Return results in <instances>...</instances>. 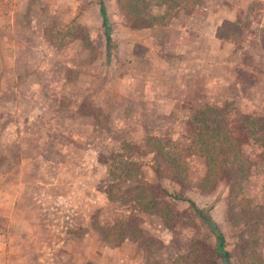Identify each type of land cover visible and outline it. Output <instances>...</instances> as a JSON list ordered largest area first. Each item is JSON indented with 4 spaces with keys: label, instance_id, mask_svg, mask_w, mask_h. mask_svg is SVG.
<instances>
[{
    "label": "rangeland",
    "instance_id": "rangeland-1",
    "mask_svg": "<svg viewBox=\"0 0 264 264\" xmlns=\"http://www.w3.org/2000/svg\"><path fill=\"white\" fill-rule=\"evenodd\" d=\"M100 1L106 7L107 24L115 30L113 37L120 38L117 24L123 17L130 27L154 20L145 11L152 3L176 4L199 16L204 14L201 5H216L218 0ZM87 2L0 0L1 7L15 10L12 18L16 23L12 52L11 47H5L8 49L2 51L6 56L0 68V264H143V244L150 252L149 258L169 264L185 253L191 238L214 244L213 236L186 202L166 198L169 208H165L164 217L148 216L134 202H119L117 181L104 167L106 162L110 164L106 159L115 152L119 154L122 143L139 149L148 131L160 134L161 130L163 136L153 138H165L185 149L194 133L189 114L202 107L184 105L181 116L187 120L175 122L181 116H162L153 108H138L125 101L122 88L126 82L138 81L136 72L140 67L150 74L147 68L153 66V74H159L163 64L126 65V60L119 57L113 59L111 69L106 68L104 50L111 53L120 49L114 44L105 48L101 41L104 27H83L75 20ZM240 2L242 11L237 20L223 22L216 34L235 49H248L253 54L241 53L237 59V66L244 64L240 67L248 71L249 66L258 67L261 59L256 55L259 46L250 24L263 13L264 0H237L238 5ZM85 21L92 23V16H86ZM89 36L98 40L92 39L93 44ZM225 60L236 66L233 56ZM236 78L242 102L233 99L238 95L235 87L230 90L232 97L219 107L212 106L221 109L220 118L226 126L234 127L232 137L248 164L235 200L228 198L223 180L208 190L200 189L206 171L200 156L185 159L186 179L174 181L180 185L177 192L150 178V172L155 174L150 168V155L133 158L141 163L140 175L146 184L160 187L171 197L193 198L196 208L216 225L228 251L240 242L239 232L244 225L227 221L226 214L251 215L256 220L254 253L264 264V152L240 131L246 118L264 127V85H258L255 76L242 70L236 72ZM21 82H27L26 88ZM257 98L263 101L261 107L252 102ZM108 189H113L112 200L106 194ZM118 225L128 229L129 236L140 239L134 242L113 232L104 240L103 235ZM229 263L241 264L234 257Z\"/></svg>",
    "mask_w": 264,
    "mask_h": 264
},
{
    "label": "crops",
    "instance_id": "crops-1",
    "mask_svg": "<svg viewBox=\"0 0 264 264\" xmlns=\"http://www.w3.org/2000/svg\"><path fill=\"white\" fill-rule=\"evenodd\" d=\"M233 1H236L235 4H230ZM111 2L113 3V0H109V3ZM102 5L105 10L104 3ZM98 8V0H88L79 9L81 13L78 14L75 20H78L83 27L101 26ZM143 9L144 7L141 10ZM186 10V7H178L176 4H169L165 1L152 3L145 10L154 19L151 23L147 21L143 25L130 27L122 16L124 20L122 19L117 24L121 32L120 38L117 35V37H113L112 32L115 33V30L107 24L108 42L106 43L104 35L101 41H103L105 48L114 44L120 49V52L107 53L104 50V57L107 59L106 68L111 69L112 63L119 57L126 60V65L136 63L137 66H144L145 64L149 67L150 64L148 62H152L155 65L157 61L158 64H163L159 74H153L154 67L150 66V68H147L150 70V74L146 72V68L138 67L139 72H136L138 81L131 75L136 80L134 82L136 88L134 89L133 82L132 84L126 82L122 88L125 101H128L131 106L143 109L153 108L156 113L162 116L174 113V115L180 117L184 115V111L181 109L184 105L186 107H203L205 105L219 107L223 101L232 97L230 90L235 87H237L236 93L238 95L236 94L233 99L242 102V89L236 83V72L239 70L248 73L250 76H255L257 79L254 78L255 82L258 85H264L263 51L259 41L260 31L264 29V10L260 18L251 21L250 24V31L259 46L257 47L258 53L256 52V55H260L261 59L256 68L248 65V71L247 67H240L244 66V64L237 66V59L241 53L249 56H253V54L248 49L244 52L235 49L229 41L222 39L216 34L217 29L223 22L228 21L231 23L237 20L239 13L242 11L241 2L239 5L237 0H221L220 4L218 0L216 5L210 2L204 3L200 7V11H204V14L199 16H194L190 11ZM244 10H247V7H244ZM14 11L13 8L0 6V68H2L3 64L1 60L6 56V54H2V51L8 49L5 47H11L9 52H12L13 29L16 26L15 20L12 18ZM88 15L92 16V23L85 21ZM160 20H163V23H159ZM24 36L25 40L27 38L25 32ZM92 39L98 40L97 37L91 38L89 36V41L93 44L95 41ZM7 43L10 46H3ZM24 49H26V46ZM137 50L138 52L136 53ZM11 55L9 53L8 57ZM230 55L234 57L236 66L226 62V57ZM25 65L23 68L27 69ZM13 70L15 71V69ZM124 74L125 72L122 75V80L126 77ZM259 79L260 82H258ZM21 83H25L24 86L26 88L27 82ZM29 90H32V87ZM252 102H258L259 107L263 104V101L259 98ZM179 120L185 121L187 118L186 116H181L180 119L176 117L174 121ZM160 134L162 135L161 130ZM160 134H153L148 131L146 135L144 134V137L153 138L158 137ZM152 176L156 178V183L163 187L171 188L174 192L180 189V185L174 181L160 179L150 172V178ZM202 195L203 193L198 194L200 196L199 200L203 199ZM192 199L188 198L186 200L193 203L194 199Z\"/></svg>",
    "mask_w": 264,
    "mask_h": 264
},
{
    "label": "trees",
    "instance_id": "trees-1",
    "mask_svg": "<svg viewBox=\"0 0 264 264\" xmlns=\"http://www.w3.org/2000/svg\"><path fill=\"white\" fill-rule=\"evenodd\" d=\"M98 6L101 26L105 28L103 35L107 43L109 39L107 20L100 0H98ZM259 41L263 51L264 67V29L260 31ZM220 112V108L206 105L193 110L189 114L188 121L194 133L185 149H179L165 138L147 137L143 140L139 149L133 148L127 143H122L119 154L115 152L112 156H109L110 158L106 161L110 164L105 161V166L103 165L110 178L117 181L116 188H114L119 192V202H134L142 213L159 217H164L167 214L165 208H169V203L166 198L186 202L191 211L203 222L213 236V245L197 238H191L185 253L174 258L169 264H230L229 260L233 257L241 264H262V260L254 253L256 239L253 235V229L256 220L251 215L238 217L237 214L234 215L233 213L234 216H232L231 211V213L226 214L227 221L235 225H244L239 232L240 242L234 245L232 251H228L224 247V238L218 232L210 217L196 208L191 201L178 199L175 196L171 197L160 187L156 186L154 188L146 184L140 175L141 163L133 158V156L139 158L143 155H150L152 163L150 168L158 178L182 182L186 179L187 173L185 159L192 155L200 156L205 160L206 167L205 174L201 178L200 189L202 191L208 190L213 183L223 180L229 191L228 198L232 201L235 200L239 192V183L247 175L248 164L247 160L238 151L232 137L234 127L226 126L227 124L225 125L222 122ZM252 122L251 118H246L241 123L240 131L245 133V136L264 152V127ZM114 163L117 166H114ZM122 184L125 185L122 186ZM112 190L108 189L106 193L109 200L113 198L111 195ZM226 209L229 211L228 208ZM236 217L239 218L238 221L235 220ZM113 232L117 233L115 234L117 237L134 242L140 239L139 236H129L131 232L120 225L115 230L111 229L110 233L103 235V239H108L111 234H114ZM140 249L144 257L143 264H158L157 260L149 258L150 252L145 244Z\"/></svg>",
    "mask_w": 264,
    "mask_h": 264
}]
</instances>
